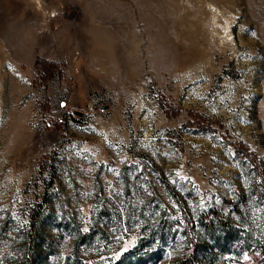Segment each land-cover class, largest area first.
I'll return each instance as SVG.
<instances>
[{
  "label": "rangeland",
  "instance_id": "1",
  "mask_svg": "<svg viewBox=\"0 0 264 264\" xmlns=\"http://www.w3.org/2000/svg\"><path fill=\"white\" fill-rule=\"evenodd\" d=\"M263 177L264 0H0V264H247Z\"/></svg>",
  "mask_w": 264,
  "mask_h": 264
},
{
  "label": "trees",
  "instance_id": "2",
  "mask_svg": "<svg viewBox=\"0 0 264 264\" xmlns=\"http://www.w3.org/2000/svg\"><path fill=\"white\" fill-rule=\"evenodd\" d=\"M240 144L244 145L242 143ZM260 186L262 190L264 191V177L260 183ZM33 218L34 216L32 217V222H33ZM202 218L205 219L207 226L211 228L214 227L215 222L218 223V225L222 227L231 226L230 221L227 218H225L222 213L218 212L217 209H212L211 211L207 213H203ZM32 226H33V223H32ZM186 237H187V242H188V248L185 254L179 260H177L174 264H215V261L213 259H209L207 257H205L206 259L205 261H203L201 257L199 256V254L201 255L204 253V251L201 250V248H203V245L201 246L199 242L195 241L191 236L187 234H186ZM246 252L250 257V261L247 264H263L264 263V241L262 242L258 252H256V250H246ZM29 257L30 256H28V259H30ZM27 263H28V260H26L25 264Z\"/></svg>",
  "mask_w": 264,
  "mask_h": 264
},
{
  "label": "water",
  "instance_id": "3",
  "mask_svg": "<svg viewBox=\"0 0 264 264\" xmlns=\"http://www.w3.org/2000/svg\"><path fill=\"white\" fill-rule=\"evenodd\" d=\"M100 109H101V110H105V109H107V106L104 105V106H102Z\"/></svg>",
  "mask_w": 264,
  "mask_h": 264
}]
</instances>
